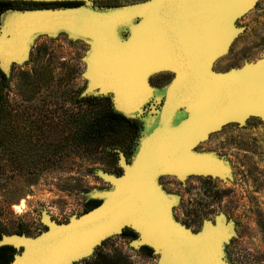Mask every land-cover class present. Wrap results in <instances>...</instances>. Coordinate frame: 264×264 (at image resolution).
Listing matches in <instances>:
<instances>
[{
	"label": "water",
	"instance_id": "1",
	"mask_svg": "<svg viewBox=\"0 0 264 264\" xmlns=\"http://www.w3.org/2000/svg\"><path fill=\"white\" fill-rule=\"evenodd\" d=\"M37 1L78 4L6 15L0 25V68L23 60L39 35L64 31L91 41L88 90L111 93L115 110L128 118L141 115L158 95L151 74L175 75L134 159L117 149L122 173L105 174L113 187L90 193L100 202L67 222L42 210L46 229L36 236L3 233L0 246L21 250L10 264H68L126 227L139 233L137 247L161 253L160 264H226L217 249L230 235L228 225L205 224L195 233L176 221L177 198L163 190L159 178L223 177L230 171L226 162L195 151L198 142L229 123L243 125L252 116L264 120V55L226 71L214 69L242 30L236 21L258 0H141L101 8L95 0ZM181 110L187 116L180 119Z\"/></svg>",
	"mask_w": 264,
	"mask_h": 264
},
{
	"label": "rangeland",
	"instance_id": "2",
	"mask_svg": "<svg viewBox=\"0 0 264 264\" xmlns=\"http://www.w3.org/2000/svg\"><path fill=\"white\" fill-rule=\"evenodd\" d=\"M141 1V0H138ZM108 5L116 2L108 1ZM236 25L242 28L229 51L215 61L226 71L264 55V0H258ZM91 41L64 31L39 35L28 55L0 68V228L36 236L46 229V209L58 222H67L92 204L90 193L110 189L105 174L120 175L119 152L132 161L141 140L151 130V116L122 122L112 136L85 140L79 128L114 108L113 95L88 90L86 56ZM133 117V118H136ZM79 121L82 124L79 125ZM197 152L214 153L230 171L223 177L192 175L181 181L174 175L159 183L177 198L176 221L199 233L205 224L224 223L230 235L217 249L226 264H264V120L229 123L216 131ZM164 183V184H163ZM130 227L105 237L91 251L68 264H91L96 257L121 264H160L161 253L137 247L139 233Z\"/></svg>",
	"mask_w": 264,
	"mask_h": 264
},
{
	"label": "flooded vegetation",
	"instance_id": "3",
	"mask_svg": "<svg viewBox=\"0 0 264 264\" xmlns=\"http://www.w3.org/2000/svg\"><path fill=\"white\" fill-rule=\"evenodd\" d=\"M108 1H114L116 2L115 5H108L106 2L107 0H95L94 6L95 7H109V6H121L125 4H133L135 2H138V0H108ZM78 4L77 2H70V1H57V2H43V1H37V0H0V25L2 24L3 18L16 11H26V10H35L39 8H46V7H66V6H75ZM125 37H127V34H125ZM174 73L168 70H163V71H158L150 75V83L152 86H154L157 89L158 95H156L145 107L144 112L142 114L146 116H151L155 117L159 114V112L163 109V106L166 102V95H165V89L167 85L172 81L174 77ZM178 118H184L187 116L185 110H181L177 114ZM132 120H137V121H143L142 118L136 117L132 118ZM151 130L148 132L150 134L152 132ZM216 132V131H215ZM215 132H211L208 135V138L205 140H202L198 142L196 145L195 149L199 150H207L210 151V149H206L204 146L206 143H208L212 137V135ZM167 176V175H162L160 177V180ZM164 184V183H163ZM42 231L39 232V234ZM15 233L18 234H23L25 233L24 231H17ZM3 234L2 229L0 228V238ZM38 235V234H37ZM21 250L17 249L13 245H1L0 246V264H10L12 260L14 259L15 255L17 253H20Z\"/></svg>",
	"mask_w": 264,
	"mask_h": 264
},
{
	"label": "trees",
	"instance_id": "4",
	"mask_svg": "<svg viewBox=\"0 0 264 264\" xmlns=\"http://www.w3.org/2000/svg\"><path fill=\"white\" fill-rule=\"evenodd\" d=\"M1 73L2 71L0 70V74ZM1 104L2 103L0 102V105ZM0 117H1V109H0ZM124 121H128V120L122 113L109 107L104 111H101L98 117H95L94 119H91L88 122L84 121V125H81L82 121L78 120L79 125H81L79 128L80 137L85 140H91V141L104 139L107 136H112L113 134H115L119 130V127H121L122 122ZM92 201H93L92 204L88 206L86 211L93 208L100 202L99 200H92ZM121 261H122V257H118V259L116 260L109 259V261H103L101 260V257L98 256L91 264H121L122 263Z\"/></svg>",
	"mask_w": 264,
	"mask_h": 264
}]
</instances>
